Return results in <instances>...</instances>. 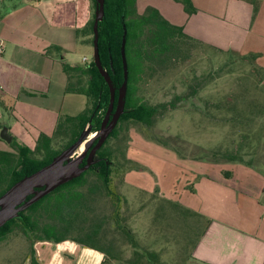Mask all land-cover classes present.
I'll return each mask as SVG.
<instances>
[{
	"label": "rangeland",
	"instance_id": "374dc122",
	"mask_svg": "<svg viewBox=\"0 0 264 264\" xmlns=\"http://www.w3.org/2000/svg\"><path fill=\"white\" fill-rule=\"evenodd\" d=\"M197 1L203 6L201 10L211 9L217 14L226 8L223 0ZM243 1L239 3L244 4ZM150 6L158 8L174 24L188 18L181 1L137 2L140 14ZM202 17L197 21L204 23ZM181 54L178 61L166 67H147L139 93L150 104L188 96L178 103V108L159 114L153 126L137 122L124 125L126 129L109 142L116 155L110 182L114 195L106 192L94 173L78 188L90 197L91 209L86 211L83 226L101 224L100 245L116 257L106 256L103 264H199L191 256L201 220L183 208H171L157 194L178 192L173 196L180 203L189 192L190 187L185 185L194 182L193 168L180 154L209 155L212 150L240 146L246 161L264 172V69L258 68L252 58L219 52L189 40L182 43ZM84 56L94 59L92 43H80L67 59L81 64ZM196 87L197 92L191 95ZM4 121L8 122L5 118ZM11 131L17 136L23 130L13 125ZM126 145L131 163L124 155ZM26 146L34 147V140ZM3 148L12 149L7 141L0 140V149ZM93 184L97 189L91 193ZM49 219L46 213L41 216L42 222ZM32 247L38 264H77L84 245L71 238L64 243L34 240L32 233L16 229L0 240V264H33Z\"/></svg>",
	"mask_w": 264,
	"mask_h": 264
},
{
	"label": "crops",
	"instance_id": "0c3cea01",
	"mask_svg": "<svg viewBox=\"0 0 264 264\" xmlns=\"http://www.w3.org/2000/svg\"><path fill=\"white\" fill-rule=\"evenodd\" d=\"M192 1L198 12L178 24L187 34L225 52L254 57L264 69V0H244V4L223 0L226 8L220 14L201 10L203 6ZM202 15L204 23L197 21ZM91 16V0H0V42L5 48L0 54V130L5 125L18 143L34 140L35 146L41 133H54L62 115H78L85 109L83 94L66 91L63 62L79 64L67 55L80 43L90 44V35L79 37L77 31L87 26ZM82 60L91 61L86 56ZM13 125L22 133L13 135ZM0 140L4 139L0 136ZM180 155L195 173L194 182L185 185L189 192L180 203L173 196L178 192L157 194L171 208H183L201 220L192 260L264 264V172L253 164L213 163ZM105 258L103 252L84 245L77 264H103Z\"/></svg>",
	"mask_w": 264,
	"mask_h": 264
},
{
	"label": "trees",
	"instance_id": "16d2710c",
	"mask_svg": "<svg viewBox=\"0 0 264 264\" xmlns=\"http://www.w3.org/2000/svg\"><path fill=\"white\" fill-rule=\"evenodd\" d=\"M138 0H105V16L99 22V47L103 65L109 70L111 79L117 89L124 80L123 60L121 53L124 29L127 30L126 56L129 67L128 90L125 109L118 123L108 139L95 155V162L79 177L60 185L47 194L3 227L0 228V240L8 234L21 229L26 234L32 233L34 240H50L62 242L73 239L85 246L103 252L107 257L116 258L112 252L100 245L102 240L101 224L84 227L87 220V210L90 207V197L78 188L87 181L86 177L94 173L102 182L109 195H114L111 190V175L115 168V150L109 142L117 138L130 123H141L147 127L154 125L159 114L178 108V103L185 97L175 96L167 102L150 104L145 95L139 93L144 81L147 67H166L183 55L182 43L184 40L204 44L216 51L225 52L223 49L205 43L186 33L183 25L172 23L158 8L148 7L146 12L140 14L137 9ZM184 4L188 13H194L197 8L192 0H177ZM92 16L86 27L79 29L77 35H90V43L94 46V20L97 6L96 0H91ZM59 49V47H55ZM229 53V52H225ZM243 58H252L243 56ZM113 62L111 70L110 62ZM258 68H263L255 63ZM63 69L67 75L66 91L83 94L87 98L85 109L78 115H62L52 135L41 133L34 147H29L17 142L14 137L10 143L11 150L0 149V195L23 177L33 173L48 164L64 149L72 145L82 131L91 124L93 131L101 127L102 119L110 102V89L101 75L94 59L83 64H70L63 62ZM197 87L192 89L191 95L197 92ZM126 129V128H125ZM154 140L162 142L156 138ZM127 145L125 147V158ZM197 159L213 162H237L252 165L246 161L241 153L240 146L230 150H212L209 155L195 156ZM229 175V173H227ZM89 192L94 193L97 185L93 184ZM119 198L118 194H115ZM118 212V210H117ZM46 213L47 222L41 221V216ZM155 256V254H153ZM31 261L38 264L35 258V249L31 248Z\"/></svg>",
	"mask_w": 264,
	"mask_h": 264
},
{
	"label": "water",
	"instance_id": "95a60500",
	"mask_svg": "<svg viewBox=\"0 0 264 264\" xmlns=\"http://www.w3.org/2000/svg\"><path fill=\"white\" fill-rule=\"evenodd\" d=\"M96 1L97 6L93 25L94 61L110 89V102L102 119L101 127L99 130L93 131L92 125L89 124L82 131L79 138L56 155L51 162L18 180L0 195V228L60 185L79 177L88 170L95 162L97 151L108 139L124 112L129 80V67L126 56L127 30L124 29L121 45L124 80L117 89L113 84L109 70L103 65L99 47V22L105 16V0ZM110 67L114 71L112 60ZM0 136L8 143L13 140V136L9 133L7 127H3ZM83 144H85V147L80 150Z\"/></svg>",
	"mask_w": 264,
	"mask_h": 264
},
{
	"label": "built area",
	"instance_id": "2783aa9c",
	"mask_svg": "<svg viewBox=\"0 0 264 264\" xmlns=\"http://www.w3.org/2000/svg\"><path fill=\"white\" fill-rule=\"evenodd\" d=\"M4 44H3V42H0V54L1 53H3L4 52ZM87 59L86 58H84V61H86Z\"/></svg>",
	"mask_w": 264,
	"mask_h": 264
},
{
	"label": "bare ground",
	"instance_id": "6f19581e",
	"mask_svg": "<svg viewBox=\"0 0 264 264\" xmlns=\"http://www.w3.org/2000/svg\"><path fill=\"white\" fill-rule=\"evenodd\" d=\"M88 140H89V139H88ZM83 146H85V144H83V145H82V147H81V149H80V150H82V149H83Z\"/></svg>",
	"mask_w": 264,
	"mask_h": 264
}]
</instances>
